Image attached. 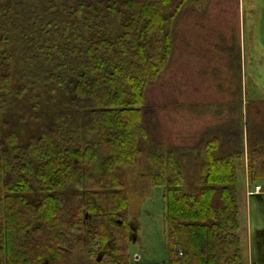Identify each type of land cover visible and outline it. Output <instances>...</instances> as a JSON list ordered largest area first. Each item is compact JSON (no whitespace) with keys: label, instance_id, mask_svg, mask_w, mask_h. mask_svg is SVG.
Listing matches in <instances>:
<instances>
[{"label":"trees","instance_id":"obj_1","mask_svg":"<svg viewBox=\"0 0 264 264\" xmlns=\"http://www.w3.org/2000/svg\"><path fill=\"white\" fill-rule=\"evenodd\" d=\"M189 1L0 4V114L41 80L52 95L76 96L72 112L57 114L55 126L27 144L12 129L0 133V264H75L83 226L103 251L95 264H131L130 199L117 167L138 175L147 86L169 62L174 24ZM219 144L217 136L205 141L191 185L175 152L148 156L150 186L166 188L167 264L242 263L235 185L244 155H219ZM250 169V183H263L256 160Z\"/></svg>","mask_w":264,"mask_h":264},{"label":"rangeland","instance_id":"obj_2","mask_svg":"<svg viewBox=\"0 0 264 264\" xmlns=\"http://www.w3.org/2000/svg\"><path fill=\"white\" fill-rule=\"evenodd\" d=\"M21 70L15 53L14 72ZM14 87H21L16 76ZM146 92L148 134L141 144L140 170L133 176L119 166L117 173L130 199L129 258L133 264H167L166 188L150 186L148 156L175 152L191 185L204 164L202 149L211 135L225 136L230 150L264 149V0H190L175 21L169 62ZM75 97L52 95L38 81L10 111L0 114V133L12 129L27 144L55 126L57 114L72 112ZM241 183L239 179L235 188ZM28 199L38 203L39 191L35 188ZM251 203L253 235L243 242L242 261L264 264V196H252ZM71 218L76 223L78 214ZM85 227L84 247L73 250L75 264H95L103 257L98 240ZM91 248L98 250L93 258Z\"/></svg>","mask_w":264,"mask_h":264},{"label":"crops","instance_id":"obj_3","mask_svg":"<svg viewBox=\"0 0 264 264\" xmlns=\"http://www.w3.org/2000/svg\"><path fill=\"white\" fill-rule=\"evenodd\" d=\"M220 137H219L220 144L218 146L219 148L216 150V152H218L219 155L226 156V155H230L236 152H242L244 155V164L242 166H239L237 169V177H238L237 182L240 179L242 183L239 189L235 188L236 194H237L239 212H240V216H239V226L240 227L238 230V235L241 239V248H242V245L245 239L251 240L252 239L251 237L253 235L252 203H251V197L247 195L248 185L250 183L251 172H252L250 169V166H251L252 160L253 161L256 160V166L262 170V171L260 170V173L263 175L262 177H264V149H261V147H258L256 150L257 152H256L252 148L247 146L244 149L242 147L241 149L230 150V147L226 145L227 138H225V136H222L221 138ZM241 254H242V251H241ZM136 259L137 261H140L139 256H137ZM130 262L131 264H133L131 259H130ZM241 264H243V261Z\"/></svg>","mask_w":264,"mask_h":264},{"label":"built area","instance_id":"obj_4","mask_svg":"<svg viewBox=\"0 0 264 264\" xmlns=\"http://www.w3.org/2000/svg\"><path fill=\"white\" fill-rule=\"evenodd\" d=\"M248 195H263L264 196V183L257 184L253 189L248 190Z\"/></svg>","mask_w":264,"mask_h":264}]
</instances>
